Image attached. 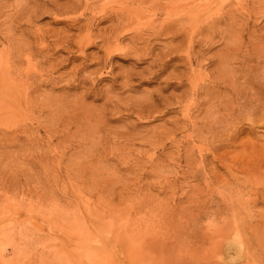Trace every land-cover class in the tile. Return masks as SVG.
<instances>
[{"label":"rangeland","instance_id":"1","mask_svg":"<svg viewBox=\"0 0 264 264\" xmlns=\"http://www.w3.org/2000/svg\"><path fill=\"white\" fill-rule=\"evenodd\" d=\"M0 264H264V0H0Z\"/></svg>","mask_w":264,"mask_h":264}]
</instances>
